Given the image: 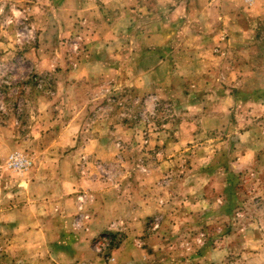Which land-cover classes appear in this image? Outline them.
Listing matches in <instances>:
<instances>
[{
  "label": "rangeland",
  "instance_id": "374dc122",
  "mask_svg": "<svg viewBox=\"0 0 264 264\" xmlns=\"http://www.w3.org/2000/svg\"><path fill=\"white\" fill-rule=\"evenodd\" d=\"M78 2L0 0V264H264V16L145 74Z\"/></svg>",
  "mask_w": 264,
  "mask_h": 264
},
{
  "label": "crops",
  "instance_id": "0c3cea01",
  "mask_svg": "<svg viewBox=\"0 0 264 264\" xmlns=\"http://www.w3.org/2000/svg\"><path fill=\"white\" fill-rule=\"evenodd\" d=\"M77 1L84 5L82 0ZM108 3L109 9H118L120 13L107 23L108 36L114 42L123 39L124 47H113L110 43L107 54L116 58L123 49L128 60L138 58L137 65L139 62L145 74L160 73L162 69L166 72L170 55L178 58L177 64L183 59L185 66L190 63L185 61L187 58L208 56L215 46H237L247 39L256 42V28L252 29L251 22L264 16V4L259 0H109ZM210 114L202 120H214L215 115ZM97 140V137L89 140L84 149L94 151L96 146L91 147V143ZM78 183V179H61L60 188L63 185L62 188H67L66 192L60 189V196L73 191Z\"/></svg>",
  "mask_w": 264,
  "mask_h": 264
},
{
  "label": "built area",
  "instance_id": "2783aa9c",
  "mask_svg": "<svg viewBox=\"0 0 264 264\" xmlns=\"http://www.w3.org/2000/svg\"><path fill=\"white\" fill-rule=\"evenodd\" d=\"M16 167H21L25 165V160L23 158H14V160L11 162Z\"/></svg>",
  "mask_w": 264,
  "mask_h": 264
}]
</instances>
